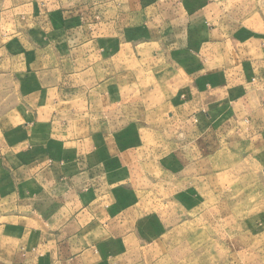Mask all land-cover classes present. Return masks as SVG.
<instances>
[{
    "label": "crops",
    "instance_id": "1",
    "mask_svg": "<svg viewBox=\"0 0 264 264\" xmlns=\"http://www.w3.org/2000/svg\"><path fill=\"white\" fill-rule=\"evenodd\" d=\"M31 9L49 13L55 49L70 46L69 71L33 86L35 104L18 94L0 112V264H87L103 236H120L96 192L117 186L113 173L130 163V149L118 152L137 138L136 93L140 125L165 139L197 138L187 124L238 108L264 122V0H33Z\"/></svg>",
    "mask_w": 264,
    "mask_h": 264
},
{
    "label": "rangeland",
    "instance_id": "2",
    "mask_svg": "<svg viewBox=\"0 0 264 264\" xmlns=\"http://www.w3.org/2000/svg\"><path fill=\"white\" fill-rule=\"evenodd\" d=\"M32 2L0 0V112L13 109L18 94L26 105L35 104L31 88L48 87L57 81L54 72L59 78L69 69L64 52L70 46L55 49L49 13L33 11ZM18 4L24 7L16 10ZM60 79L74 83L70 86L82 83L80 77ZM140 97L136 93L131 112L137 138L122 140L118 152L130 149V163L113 173L117 186L96 192L109 203L120 236H103L104 250L95 249L98 254L87 264H264V139L257 138L264 122L259 114L238 108L211 122L199 116L185 128L199 137L165 139L140 125L145 116ZM120 113L127 117L128 111Z\"/></svg>",
    "mask_w": 264,
    "mask_h": 264
}]
</instances>
